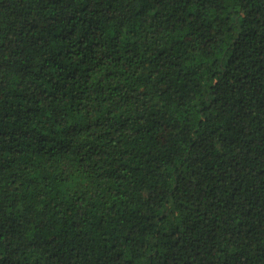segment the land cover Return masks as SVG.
<instances>
[{
	"label": "trees",
	"instance_id": "obj_1",
	"mask_svg": "<svg viewBox=\"0 0 264 264\" xmlns=\"http://www.w3.org/2000/svg\"><path fill=\"white\" fill-rule=\"evenodd\" d=\"M0 264H264V0H0Z\"/></svg>",
	"mask_w": 264,
	"mask_h": 264
}]
</instances>
